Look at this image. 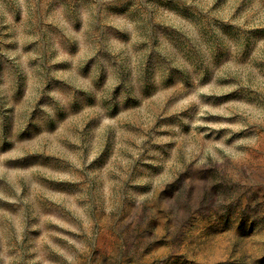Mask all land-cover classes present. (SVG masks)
<instances>
[{
  "label": "rangeland",
  "instance_id": "1",
  "mask_svg": "<svg viewBox=\"0 0 264 264\" xmlns=\"http://www.w3.org/2000/svg\"><path fill=\"white\" fill-rule=\"evenodd\" d=\"M0 264H264V0H0Z\"/></svg>",
  "mask_w": 264,
  "mask_h": 264
}]
</instances>
